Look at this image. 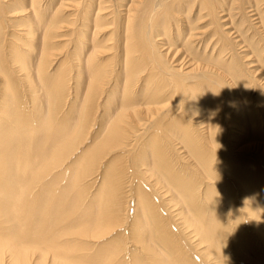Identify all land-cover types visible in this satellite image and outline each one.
Here are the masks:
<instances>
[{
	"label": "bare ground",
	"instance_id": "1",
	"mask_svg": "<svg viewBox=\"0 0 264 264\" xmlns=\"http://www.w3.org/2000/svg\"><path fill=\"white\" fill-rule=\"evenodd\" d=\"M20 4L27 14L7 18V26L1 16L20 13ZM237 7L246 13L247 23L230 19ZM109 25L111 31L105 32ZM119 28V37H111ZM253 37L264 41V0L1 1L0 264H90V246L72 237L103 236L107 220L121 224L110 202L101 203L107 210L87 205L78 211L83 184L95 176L119 190L109 194L133 191L139 207L134 200L131 217L136 211V219L151 212L161 217L147 201L151 193L144 185L157 192L163 186L147 183L145 168L122 164L134 179L121 182L120 168L111 170L109 164L103 170L98 163L108 150L134 149L152 118L156 131L170 128L166 131L174 138L155 140L159 146L149 166L186 204L183 210L175 207L172 216L194 226L191 237L197 248L201 235V243L206 242L202 255L216 254L235 264L224 253L225 228L217 219L220 204L213 194L217 186L227 197L236 193L248 201L244 207L249 211L252 199L259 200L257 210L264 214V60L251 64L247 39ZM110 38L116 43L106 45L103 39ZM54 39L70 45L64 60L53 66L61 67L58 74L46 70L60 53L52 52ZM70 81L83 107L66 106L62 116L57 105L69 93ZM108 84L121 86V99L114 92L102 97L101 116L108 120L96 125L92 118L100 106L94 103L107 95ZM170 98L173 105L165 109L161 103ZM91 123L100 135L91 136L90 148L64 167L62 160L86 138ZM142 143L154 145L151 139ZM185 149L189 160L183 158ZM172 150L180 156L176 165ZM181 157L188 163L181 164ZM185 165L213 180L201 203L195 201L194 185L180 190L178 174L188 172ZM140 169L143 179L134 172ZM225 174L232 175L231 183ZM90 201L97 203L98 196ZM91 213L92 228L75 227L79 222L91 225Z\"/></svg>",
	"mask_w": 264,
	"mask_h": 264
},
{
	"label": "rangeland",
	"instance_id": "2",
	"mask_svg": "<svg viewBox=\"0 0 264 264\" xmlns=\"http://www.w3.org/2000/svg\"><path fill=\"white\" fill-rule=\"evenodd\" d=\"M3 0H0V2ZM20 6L23 8L20 13L13 11L11 12H5L6 15H2L1 18L4 20L6 25L8 26V22L6 19L16 18L18 16L23 15L24 13L27 14L25 11L26 9L20 4ZM16 14V15H11ZM231 18L233 21H239L244 20L242 24L247 23L246 20V13L244 10H242L240 7L234 8L230 12ZM12 20V19H11ZM119 21V19H118ZM11 23V21H10ZM117 25L115 28L118 27V22L116 21ZM113 25H109L106 27L104 31H111ZM103 31V32H104ZM104 32V33H105ZM103 33V35H104ZM118 34V35H117ZM120 35V28L118 31H115V33L111 36L113 38H117ZM117 36V37H116ZM22 38V36H20ZM110 37V36H109ZM110 38V39H103L106 43V45H113L116 43V40ZM113 39L112 41H110ZM18 41V40H17ZM108 42V43H107ZM111 42V43H110ZM113 42V44H112ZM134 42V40H132ZM248 42V48L247 50L250 51L252 54L250 55V59L252 60L251 64H254L255 66L261 65L262 61L264 60V41H260L256 38H249L247 39ZM70 47L69 43H67L64 47L63 42L58 39H54V47L52 49L53 53H57L59 55L58 57H52L55 60L51 59V62L53 64L47 66L46 70L48 72H55L58 74V71L61 69V67H56L61 60H64V53L65 51H68V48ZM66 48V49H65ZM111 50H108V52ZM57 60V63L55 62ZM69 64V63H68ZM54 66V67H53ZM68 72V71H67ZM2 77L0 76V79ZM186 82L189 83V79H186ZM73 81H70V84H68V94L65 97L60 98L59 105H57V111H60L62 116H65V112L67 110L68 106H78L83 107V99L82 97L75 96L76 94L79 95V92H75V88L72 87ZM109 86H106L108 88L107 95H101V99L97 98L96 102L94 103V107L96 105L100 106L97 113L92 118L96 125H99L100 123L105 124L108 118L106 116H101L102 110L104 109L102 106V100L104 98H107V96L111 95L113 92L118 100L121 99L119 89L121 86H113V84H108ZM114 87V88H113ZM117 87V88H115ZM122 89V88H121ZM80 91V90H79ZM111 91V92H109ZM106 96V97H105ZM104 97V98H102ZM119 97V98H118ZM102 102H101V101ZM172 102H170V101ZM105 101V99H104ZM62 102L66 103L65 106H62ZM116 100H114L113 105L115 104ZM170 102V104H168ZM174 100L167 99V101L162 102L161 105H164L165 109L169 108L173 105ZM168 104V105H166ZM67 106V107H66ZM106 106L108 104L106 103ZM97 108V107H96ZM164 109V110H165ZM100 111V114L98 112ZM138 118H141V121L139 119L138 122H142L144 120L142 116ZM106 119L105 122H101V120ZM81 120V119H80ZM79 120V121H80ZM93 122V121H92ZM154 118L150 122H148L146 125V128L148 129L143 135L138 137L137 136V146L135 144L134 149L121 151V150H114L109 151L108 153L104 154V156H101V159L98 160V163L100 162V165L103 164V170H107L105 166L110 164V169L113 168H120L118 173H121L122 177L120 178L121 182L124 179H134L132 177H128L126 175V170L122 169V166L124 165L125 168L139 166L140 168H145V170L150 174V181L145 178V181L149 184L152 182L154 185H161V192L155 191L153 187H151L152 191L149 190L148 185H144L146 190L150 192L151 194H148V197L146 198L149 204L158 209L161 212V217H154V213H150L145 215L146 218L139 217L138 219L134 218L136 216L137 211L131 217L132 209L130 208L132 203L137 202V208L139 207L138 200L133 193V191L122 194V192L119 194L112 193L109 194V190L112 191H119L117 189H112L108 182L101 181L99 177L95 176V181H90L88 185H84L85 191L83 192V196L81 198V201L78 202V211L84 208V206L89 205L92 209V206L94 207H100L102 210H107V207L101 206V203L104 201L110 202L113 204V208L115 211L114 213L118 214V218L121 222L120 225L115 226L114 221H108V225L102 226L104 229L103 232L105 233L103 236H92V237H86L85 240L81 235H75L72 237V239L75 242H86L90 248L87 250L89 254H93L94 257L90 264H136V260H139V264H214V262L218 264H229L226 260V257H216V254H212V258H207L204 255L201 254V249L206 246V242L201 243L203 239H201V235L199 236V244L198 248L194 246L193 240L191 237V234L194 231V226L189 223L186 218L182 221L181 224L178 223L177 220H175V217L172 216L173 210H175V207L183 210V206L186 205L182 200L179 199L178 194L174 190H172L168 185L164 184L161 179H159L158 174L154 172V169L149 168L150 165L153 164L155 161V155L154 151L156 147L159 145L156 143L155 140H166L172 142L174 138L170 136V132H167L166 130L170 128H166L164 130H158L156 131L154 128ZM92 126L89 128L88 134L84 139L83 143L80 141L77 145V148L74 149L71 153V156L69 158H64L62 160V164L64 167L69 165L72 161H74L78 154H80L81 150H88L91 146L92 137H98L101 132L95 131V128L93 127L94 123H91ZM136 126V121L131 124V128ZM94 128V129H93ZM178 130L180 127H175ZM156 135H151V134ZM178 133V132H177ZM176 135V134H175ZM153 140L154 145H147L143 144L141 146V142L147 141V140ZM179 140H176V142ZM182 143V142H181ZM184 146V144L182 143ZM144 147V148H143ZM143 148V149H142ZM174 149V148H173ZM176 155L177 151L172 150ZM185 160H189V154L187 153V150L185 149ZM173 154V161L178 157ZM170 155V152H169ZM131 158V159H130ZM181 164H187L185 160H182V157L179 159ZM127 161V162H126ZM179 163V164H180ZM123 164V165H122ZM61 167V166H60ZM176 167L181 168V165H177ZM188 172L186 174L179 173L178 176L181 180L180 183V190H183L187 188L188 186L194 185V193H195V201L197 203H201L204 199L206 194H204V188H206L207 185H213L212 179L209 177H204L202 174L195 173V170L190 166V168L187 167V165L184 166ZM142 169L134 171L136 173V177H142ZM192 171V172H191ZM94 172V171H93ZM191 172V173H190ZM194 173V174H192ZM194 175L193 178H188V175ZM91 175H95L91 173ZM89 175V176H91ZM230 180H228L231 183L232 175L231 174H225ZM159 180V182L157 181ZM87 180L84 179L82 182H86ZM217 183V182H214ZM101 184H103L101 186ZM124 185V183H123ZM210 187V186H208ZM122 186L120 188V191H122ZM220 188V189H219ZM164 189H167L168 192L164 191ZM218 189V190H217ZM217 189H215V193L213 194L214 199L218 200V203L220 204V210L217 214V219L220 224L225 228L224 230V253L229 256L235 264H264V214L259 213L257 208L260 209V206L258 202L259 200L252 199L251 201V208L252 211L247 210V208L244 207L246 203H248L245 198L242 196L237 197L234 193L230 194L232 197H227L223 194V188L217 186ZM235 189V188H234ZM103 194H101V191ZM239 192V191H238ZM237 192V193H238ZM159 193V194H158ZM171 193V196H170ZM98 196V202L94 203L91 202L93 196ZM154 196V197H153ZM186 198V194L185 197ZM156 199V200H155ZM135 200V202H134ZM187 200V199H186ZM155 204H153V203ZM127 204V205H126ZM238 207V208H237ZM184 208H186L184 206ZM238 210H237V209ZM256 209L257 212L253 213V209ZM165 211V212H164ZM156 211V213H158ZM129 213V214H128ZM125 215L124 218L121 215ZM164 214V215H163ZM207 211H203L201 213V216H206ZM128 216V220L127 217ZM131 217V218H130ZM126 218V219H125ZM90 219L92 221L91 225H84L82 223H78L75 227L81 228L84 226H88L92 228L93 226V213L90 215ZM114 228V229H113ZM261 234V235H259ZM263 234V236H262ZM128 239V237H130ZM91 238L92 241L89 240ZM88 240V241H86ZM133 242H137L139 247L135 248L132 245ZM196 242V241H194ZM174 244H178L181 247H183V250L180 251L176 248Z\"/></svg>",
	"mask_w": 264,
	"mask_h": 264
}]
</instances>
